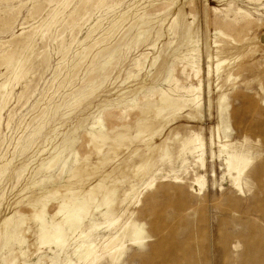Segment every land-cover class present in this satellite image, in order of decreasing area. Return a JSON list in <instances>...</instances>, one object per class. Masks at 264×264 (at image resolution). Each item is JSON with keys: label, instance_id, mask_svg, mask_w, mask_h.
<instances>
[{"label": "rangeland", "instance_id": "374dc122", "mask_svg": "<svg viewBox=\"0 0 264 264\" xmlns=\"http://www.w3.org/2000/svg\"><path fill=\"white\" fill-rule=\"evenodd\" d=\"M5 81L0 264L78 263L68 212L85 241L142 227L122 264H264V0H0ZM218 134L250 160L240 187Z\"/></svg>", "mask_w": 264, "mask_h": 264}, {"label": "bare ground", "instance_id": "6f19581e", "mask_svg": "<svg viewBox=\"0 0 264 264\" xmlns=\"http://www.w3.org/2000/svg\"><path fill=\"white\" fill-rule=\"evenodd\" d=\"M239 11H240V14L244 13L246 15H251L248 12H243L242 9H240ZM29 38H28V40H29ZM25 44L28 45L27 43H25ZM25 49H26V46H24V50ZM9 54H10V52H9ZM9 54H7L8 57L10 56ZM3 56L4 55H2V57ZM8 57H6V58L3 57L4 61L7 64L9 63ZM191 58H192V60L188 61L187 67L190 66L191 71H193L195 76H198L200 74V68L196 65V63L194 61V57H191ZM184 59L188 60L187 58H184ZM18 60H20V59H18ZM12 62H14V61H12ZM220 66H221V63L218 62L217 66H216L217 72L219 71ZM14 67L16 70L15 64H14ZM7 73H6V75H7ZM9 73H11V71ZM231 77H232L231 75L228 76L229 80H231ZM8 83H9V81H7V82L5 81L2 83V85H0V100H2V98H5V97L7 98L5 90L7 89V86L9 85ZM201 86H202L201 84L199 86L190 85L189 87H184V88H181L179 90L185 92V94H187L189 96L188 98L185 99L186 102L197 103V101H199V99H200L198 92L200 91ZM167 104H169L168 101H167ZM224 116L226 117L225 114H224ZM218 132H219V129H218ZM217 141H218L217 145L219 147V153H220V155H223L225 157L224 159H225V164L227 165L228 175L230 176V178L232 179L234 184L239 186L240 185V178L244 174L247 166L250 164V160L246 157V154H244L245 152H242L241 150L235 149V147H234L235 144L229 143L227 141H223V139L219 136V134H218ZM203 147H204V143H203V140L201 139V137L198 134H193V136H191L190 138H188L184 141V149H183L184 157H186V155H190L192 157H195L196 159H198V161L201 163V165L204 166L205 158H204ZM186 162H187L186 159H184L183 164H185ZM233 173H235L236 175L234 176ZM178 176L175 177L176 181L179 179ZM195 185L199 186V190L201 193V191L206 187L205 177L200 176V177L196 178ZM150 187H152V186H150ZM65 224L70 226L69 235L71 237L75 238L72 250H73V253L75 254V256L78 258V263L74 262L70 258L65 264H96V263L98 264V261H102L101 254H98L99 251L109 254L110 264H122L121 259H122L123 254H124L126 244L129 242L131 244L141 246V245H143V242H144V234H145L144 229L142 227L138 226L135 222H131V221L125 222L123 224V226L112 236L100 238L97 240H90V241H85L88 237V234L83 233L80 230L81 224H82V218L80 215L73 214L71 212L66 213L65 214ZM98 227L99 226L94 225V230H98ZM76 237H77V239H76ZM39 239H40L41 245L55 246L58 249L59 248L63 249L64 241H63L62 235L59 234V232H58V234L51 235L46 229H42V232L39 236ZM4 263L5 264H14V263L9 262L7 257L4 258ZM100 264H103V262H101Z\"/></svg>", "mask_w": 264, "mask_h": 264}]
</instances>
